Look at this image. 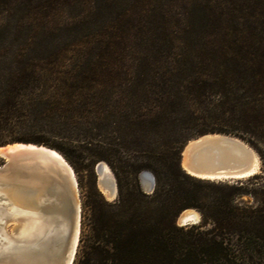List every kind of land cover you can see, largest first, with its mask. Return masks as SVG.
<instances>
[{"label":"trees","instance_id":"1","mask_svg":"<svg viewBox=\"0 0 264 264\" xmlns=\"http://www.w3.org/2000/svg\"><path fill=\"white\" fill-rule=\"evenodd\" d=\"M0 15L30 38L65 36L44 65L24 61L31 41L0 49L14 63L0 68V146L43 144L115 173V202L88 196L73 264H264V0H0ZM113 119L123 146L106 140ZM209 132L246 139L262 173L240 184L186 173L185 141ZM185 208L199 223L175 222Z\"/></svg>","mask_w":264,"mask_h":264},{"label":"water","instance_id":"2","mask_svg":"<svg viewBox=\"0 0 264 264\" xmlns=\"http://www.w3.org/2000/svg\"><path fill=\"white\" fill-rule=\"evenodd\" d=\"M207 133L201 134L206 135ZM208 134H225L219 132H209ZM198 135L194 138H197ZM230 135V134H225ZM189 141V140H188ZM183 145L180 155V166L182 167L183 151L188 143ZM14 144H21L14 146ZM0 211L16 212L11 216H0V223H8L16 221L22 223V215H32L41 212L40 208L43 206L58 205L67 223L73 218L75 212V202L77 199V223L78 236L74 240V236L70 241V248L73 247L72 252H68L63 262H58L61 248L57 246V242L48 244L44 255L38 261H34V250L32 248L24 247V245H13L4 248L0 244V264H73L80 235V200L78 195L77 181L74 172L67 161L61 156L57 155L56 150L43 144H36L32 142H12L1 145L0 149ZM259 157V156H258ZM260 161V159H259ZM98 161L95 164V172L97 175L96 186L100 190L99 175L103 174L101 170V163ZM105 163V162H104ZM107 165V164H106ZM183 169V167H182ZM70 170V172H69ZM185 171V169H183ZM260 172V165L257 172L248 175L245 178H236L233 180H245ZM140 184L145 193H151L154 190L155 179L151 172L144 170L139 174ZM143 179L147 180L149 188L143 187ZM72 180L75 183L77 197H74V190ZM207 180V179H203ZM209 181V180H208ZM114 195L111 199L114 200L117 195V184L114 177L113 180ZM101 194L107 199L104 193ZM109 200V199H107ZM193 208L182 209L175 217V222L178 225H187L199 223L200 215L197 219L192 218L185 213V210ZM19 213V214H17ZM34 214V215H35ZM18 226L12 228L10 233L6 236L16 241V232ZM71 228L73 224L70 225Z\"/></svg>","mask_w":264,"mask_h":264},{"label":"bare ground","instance_id":"3","mask_svg":"<svg viewBox=\"0 0 264 264\" xmlns=\"http://www.w3.org/2000/svg\"><path fill=\"white\" fill-rule=\"evenodd\" d=\"M21 145V144H19ZM14 144V146H19ZM2 151V148L0 149ZM57 155L61 156L58 151ZM62 157V156H61ZM63 158V157H62ZM182 167L185 171L195 177L207 180L245 178L257 172L259 168V157L256 151L244 140L225 134H206L188 141L182 156ZM102 175H99V186L107 199L111 200L114 195V175L106 163H101ZM70 172V170H69ZM149 182L143 179V187L148 189ZM74 197H77L75 183L72 180ZM41 212L32 215L21 214L22 223H19L16 232V241L8 238L5 223H0V244L4 248L13 245H24L32 248L34 261L42 258L50 243L57 242L61 248L58 262H63L68 252H72L70 241L78 236L77 210L78 202H75L73 218L67 223L63 212L58 205L43 206ZM188 216L197 219L199 213L194 209L185 210ZM16 212L0 211V216H11ZM19 214V213H17ZM17 224V223H16ZM71 224L73 227L71 228ZM18 225V224H17Z\"/></svg>","mask_w":264,"mask_h":264},{"label":"rangeland","instance_id":"4","mask_svg":"<svg viewBox=\"0 0 264 264\" xmlns=\"http://www.w3.org/2000/svg\"><path fill=\"white\" fill-rule=\"evenodd\" d=\"M17 17L18 16H13V17H8L6 19H1V15H0V49L4 48L8 52L10 51V53H11L12 51H15V49H17L18 47L25 46L26 45L25 43L27 41H31L32 51L28 57H25L24 61L34 62V60L35 61L38 60V63L44 65L43 64L44 63L43 62L44 57L46 58L47 55H50V54L56 52V50H58L60 47L62 48L65 46L64 45L65 36L63 34H61L60 32H55L54 35H46V36L37 35L33 38H30V34H29L30 32H29L27 24H25V26L22 29H20L18 31L15 30V25L17 23V21H16ZM4 54H7V55H5L4 57H0V68H8V67H10V65H14V63L12 62L13 59H11L9 53H4ZM40 59H42V60H40ZM71 63L72 62H70V61L62 59L60 61H53V64H55V66L52 64H47V66L58 67L57 70L64 71L65 67L66 66L68 67V65H70ZM116 96H118V97H116ZM31 97L33 98L34 95L31 92H27L22 96V99L24 100V102L28 103L29 100L31 99ZM109 99L111 101V104H113L114 100L119 99V93H111L109 95ZM117 101H119V100H117ZM119 124H120V122H118L116 119H113V121L110 124L111 130L107 134V137H106V140L115 147H119L120 145L123 146L124 144H126L125 139L122 137H119V134L114 131L115 127H117ZM90 125L91 124H83V125H80L81 126L80 128L86 129ZM230 135L236 136V137L244 140L249 146H251L256 151L254 146L251 145L246 139H244L238 135H234V134H230ZM194 137H196V136L189 137L186 141L191 140ZM12 142H17V141L7 142L6 144L12 143ZM56 151H58V150H56ZM58 152L63 156V158L67 161V163L72 168L74 175H75V178H76V181H77V188H78V195H79L80 209H81L80 235H79V239H80V237L82 235L85 237L89 234L88 226H87L88 218H89V210L87 207L88 196L92 193L94 188L97 192L101 193L99 188L96 186L97 175L95 172V165L89 166L86 161H84L80 158H76V157L68 158L63 153H61L60 151H58ZM256 153H257V151H256ZM101 161H104L108 165V167L111 169L110 165L105 160H101ZM259 165H260V172L258 174H261L263 171L261 168V161H259ZM111 171L115 177V173L113 172L112 169H111ZM141 172H139L137 175L138 179H139V174ZM128 178L130 181L132 177L129 175ZM115 179H116V177H115ZM201 180H203V179H201ZM245 180L237 181V180H233V179H220V180H209V181L204 180V181L212 182V183L236 184L237 182L241 183L242 181H245ZM138 182H139L141 190L144 192V190L140 184V179L138 180ZM147 194H149V193H147ZM101 196L103 197V199L105 201H107L109 203H113L117 199V195H116V198L112 201L107 200L102 194H101ZM244 198L246 199L247 197L244 196ZM195 211L197 213H199L197 210H195ZM16 223H17L16 221L8 222L6 225V227H7L6 229L9 230V232H10L13 227H15V226H17V224H19V223H17V224Z\"/></svg>","mask_w":264,"mask_h":264}]
</instances>
